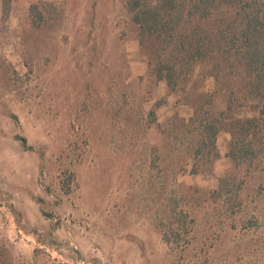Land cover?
<instances>
[{
	"label": "rangeland",
	"instance_id": "374dc122",
	"mask_svg": "<svg viewBox=\"0 0 264 264\" xmlns=\"http://www.w3.org/2000/svg\"><path fill=\"white\" fill-rule=\"evenodd\" d=\"M192 116L125 0H0V263L264 264V155Z\"/></svg>",
	"mask_w": 264,
	"mask_h": 264
},
{
	"label": "trees",
	"instance_id": "16d2710c",
	"mask_svg": "<svg viewBox=\"0 0 264 264\" xmlns=\"http://www.w3.org/2000/svg\"><path fill=\"white\" fill-rule=\"evenodd\" d=\"M125 5L149 75L193 110L187 124L198 130L194 156L223 133L231 135L228 156L236 165L264 155V0Z\"/></svg>",
	"mask_w": 264,
	"mask_h": 264
}]
</instances>
